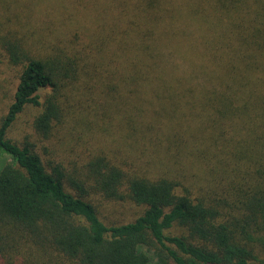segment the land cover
<instances>
[{
	"label": "trees",
	"instance_id": "16d2710c",
	"mask_svg": "<svg viewBox=\"0 0 264 264\" xmlns=\"http://www.w3.org/2000/svg\"><path fill=\"white\" fill-rule=\"evenodd\" d=\"M3 62L0 264H264V0H0ZM26 105L95 146L11 141Z\"/></svg>",
	"mask_w": 264,
	"mask_h": 264
},
{
	"label": "rangeland",
	"instance_id": "374dc122",
	"mask_svg": "<svg viewBox=\"0 0 264 264\" xmlns=\"http://www.w3.org/2000/svg\"><path fill=\"white\" fill-rule=\"evenodd\" d=\"M18 67L5 62L0 63V119L6 113L8 105L13 99V92L17 83ZM48 91V88L40 90L41 100ZM40 111V106L26 105L17 115L7 131V138L18 144L26 141L34 143L36 148L44 152L45 157H53L54 160H64V163L73 165L81 163L80 156L83 146L89 148L95 146V140L90 132L82 135L70 129L71 123L57 126L56 134L48 139H42L32 129V119ZM98 147V143H96ZM72 150V151H71ZM70 151V152H69ZM66 155V157H64ZM66 164V165H67ZM90 201L96 206L101 220L106 224L123 223L138 215L141 206L127 201H108L101 199L98 195L92 194Z\"/></svg>",
	"mask_w": 264,
	"mask_h": 264
}]
</instances>
